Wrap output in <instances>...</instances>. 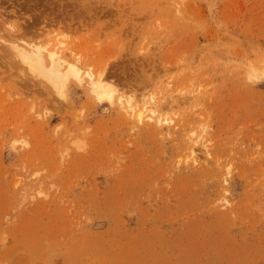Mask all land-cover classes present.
I'll list each match as a JSON object with an SVG mask.
<instances>
[{
  "label": "rangeland",
  "instance_id": "1",
  "mask_svg": "<svg viewBox=\"0 0 264 264\" xmlns=\"http://www.w3.org/2000/svg\"><path fill=\"white\" fill-rule=\"evenodd\" d=\"M180 1L0 2V37L32 24L172 119L0 61V264H264V0Z\"/></svg>",
  "mask_w": 264,
  "mask_h": 264
},
{
  "label": "bare ground",
  "instance_id": "2",
  "mask_svg": "<svg viewBox=\"0 0 264 264\" xmlns=\"http://www.w3.org/2000/svg\"><path fill=\"white\" fill-rule=\"evenodd\" d=\"M4 1H7L6 4L9 3L8 0ZM178 7L174 8H176L177 11H180ZM19 14H22V12ZM38 16L39 19L41 18L43 19V21L47 20L49 25L53 23L54 18L52 19V17H48L43 13L39 14ZM33 18L29 17L31 22ZM31 25H29L27 30H29L30 32H34L33 29L30 28ZM9 28V32H7V34L4 32L5 36L0 37V50L2 49V52L0 51V61L5 62L8 60L10 61V64L13 61L15 63L17 62L33 77L39 78L41 83L43 82V84L46 83V85H50V88H52L54 93H57L59 96L66 97L65 90L67 91L68 87L74 85L77 87L86 88L89 94H91L101 104H113L114 102H116L120 112L123 113L125 117H130L136 124L154 122V124L162 126L168 125L172 122V119H169L166 115H163V113L161 112V109L164 107V103H161L162 101L159 102V98L155 97V95L152 94L149 97V101H142L141 98H136V96L131 95H128L126 96V98H124V96L119 93L112 84L108 83L104 79L102 71H98L96 73L91 67H87L80 55L75 54V52L71 51L70 49L62 48L60 46L62 45V42H58L57 40V43H54V41L47 45H41L38 43L35 44V42L33 44L30 41L24 39V35L27 34V30L23 29L24 27L22 28V32H20L19 26L14 28V26L11 25L9 26ZM8 61L5 63L9 64ZM250 71L252 73H257L256 69H250ZM162 96L164 97V101H166V104L168 105L171 104V101L172 103L176 102V100H174L175 97L179 100H187L189 98H196L198 94L194 93L193 95H191V91H185V89H182V91H180L174 96L173 94L169 93L166 89L165 93ZM199 139L202 140V138H198L197 136V139H193L191 141L188 147V152L186 154V156H188V158L193 161L192 164H197L200 160L199 153L202 154L204 158H207L212 155L208 145Z\"/></svg>",
  "mask_w": 264,
  "mask_h": 264
}]
</instances>
